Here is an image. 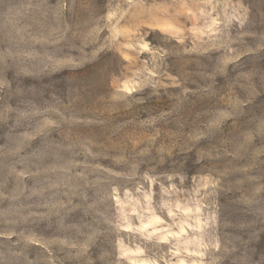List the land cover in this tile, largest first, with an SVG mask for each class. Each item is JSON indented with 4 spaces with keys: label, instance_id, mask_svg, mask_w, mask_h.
<instances>
[{
    "label": "rangeland",
    "instance_id": "obj_1",
    "mask_svg": "<svg viewBox=\"0 0 264 264\" xmlns=\"http://www.w3.org/2000/svg\"><path fill=\"white\" fill-rule=\"evenodd\" d=\"M0 264H264V0H0Z\"/></svg>",
    "mask_w": 264,
    "mask_h": 264
}]
</instances>
